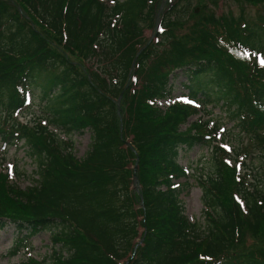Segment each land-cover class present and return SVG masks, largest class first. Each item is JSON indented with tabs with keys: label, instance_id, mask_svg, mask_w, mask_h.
Returning <instances> with one entry per match:
<instances>
[{
	"label": "trees",
	"instance_id": "1",
	"mask_svg": "<svg viewBox=\"0 0 264 264\" xmlns=\"http://www.w3.org/2000/svg\"><path fill=\"white\" fill-rule=\"evenodd\" d=\"M163 1L0 0V109L44 105L43 125L0 123L4 143L25 142L37 176L22 189L0 170V232L15 229V255L39 234L51 238L50 254L22 264H264V252L240 251L248 234H264V192L251 191L239 166L221 160L199 179L205 228L187 216L178 182L190 176L182 151L216 145L217 123L181 130L202 106L236 113L264 159V19L196 11L173 36L178 14L202 0H168L160 50L144 34L161 36ZM180 71L187 94L161 109ZM87 130L77 158L73 137Z\"/></svg>",
	"mask_w": 264,
	"mask_h": 264
},
{
	"label": "rangeland",
	"instance_id": "2",
	"mask_svg": "<svg viewBox=\"0 0 264 264\" xmlns=\"http://www.w3.org/2000/svg\"><path fill=\"white\" fill-rule=\"evenodd\" d=\"M168 0H164V6L162 5V13L165 10ZM191 6V9L187 15L178 14L176 20L173 21V28L171 34L173 36L181 28V24L184 20L190 17L184 25L183 29H189L193 22L199 20V11L202 16L215 15L220 19L221 16L240 18L244 17L245 20L252 24L259 21L260 18L264 19V3H250L247 0H202L201 2H195ZM11 7H14L11 6ZM178 8V7H177ZM159 10V11H160ZM197 15L194 16L195 12ZM160 16V15H159ZM161 21V16H160ZM159 21V24H160ZM158 32L161 36L154 35L153 29L145 30V38L154 43L158 49H164V46H160L161 41L165 42L169 40L168 33L158 26ZM166 31V32H165ZM158 43V44H156ZM79 61V60H78ZM260 65L264 66V58L258 59ZM183 83H188L184 74L181 71L176 75L174 79V86L172 88L171 100H162L159 103L161 109H166L176 98H179L182 94H187L186 89L183 87ZM44 105L41 102L38 103L36 99L30 98L28 103L20 108L14 115H6L3 109H0V123L8 121L10 124H14L16 129L29 130L31 127H35L37 124H42L40 117L44 114ZM200 108V113L192 116L188 120V124L182 125L181 130L185 131L192 124V122L202 119L203 121L211 122V126L214 123L220 125L216 133V145L206 146L204 148L196 147L193 151L180 154L179 163L182 167L188 169L190 176L178 181L181 187L184 189L181 200L184 203L187 216L194 223H199L204 228L206 227V220L204 217L203 206V190L199 187V179H204L205 176L215 173L216 163L221 160L227 161L231 165L239 166L243 175H248V187L252 192L259 188L264 192V159L262 157L261 145L259 142L252 141L248 134L242 131V127L237 119V114H230L228 111L222 110L218 107L208 106L206 110ZM206 111H212L209 114ZM2 121V122H1ZM44 123V122H43ZM43 125V124H42ZM64 137V136H63ZM91 132L87 130L83 135H75L74 150L77 158H83L88 152L91 144ZM5 169L11 173L13 183L18 185L22 189H26L32 186L35 176L36 165L29 158L26 150L25 142H20L18 145L4 143L0 136V170ZM232 184L230 186L232 187ZM134 189V188H133ZM259 190V191H260ZM258 195V193L255 192ZM237 196V195H234ZM15 229L8 227L0 232V264H22L28 258H34L41 260L51 253V238L50 233L39 234L34 237L31 242V248L26 252L14 254L12 250L15 238ZM248 238L244 243V247L240 248V251L244 254H250L254 251L259 253L264 252V234L256 236L251 234L247 235Z\"/></svg>",
	"mask_w": 264,
	"mask_h": 264
},
{
	"label": "water",
	"instance_id": "3",
	"mask_svg": "<svg viewBox=\"0 0 264 264\" xmlns=\"http://www.w3.org/2000/svg\"><path fill=\"white\" fill-rule=\"evenodd\" d=\"M161 12H162V9L160 10V13H161ZM158 22H159V17H158L157 24H158ZM156 27H157V25H156ZM122 96H123V95H121V97H120V99H119V102H120ZM118 105H119V103H118ZM118 114H120V105L118 106ZM128 145H129V143L127 144V146H128ZM134 151H135V150H134ZM133 169H134V177H133V180H134V190L140 192V191H139V190H140V187L138 186V184H139V180H138V178H137V172H138V170H139V169H138V162H137V164L134 166ZM143 206H144V204H143ZM142 243H143V240H141V241L137 244L135 250H137L138 247L142 246Z\"/></svg>",
	"mask_w": 264,
	"mask_h": 264
}]
</instances>
